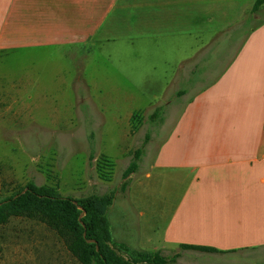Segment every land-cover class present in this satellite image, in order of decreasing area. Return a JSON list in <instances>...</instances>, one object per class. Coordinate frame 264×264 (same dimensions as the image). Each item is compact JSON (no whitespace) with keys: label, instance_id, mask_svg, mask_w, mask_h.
Instances as JSON below:
<instances>
[{"label":"crops","instance_id":"obj_1","mask_svg":"<svg viewBox=\"0 0 264 264\" xmlns=\"http://www.w3.org/2000/svg\"><path fill=\"white\" fill-rule=\"evenodd\" d=\"M254 1L0 0V53L105 42L118 38L122 23H133L149 43L192 41L190 56L166 84L189 97L179 100L145 182L129 184L124 194H148L156 172V186L176 184L177 205L159 242L118 246L177 255L176 264L264 262V20L236 28ZM145 213L139 211L147 222L153 209Z\"/></svg>","mask_w":264,"mask_h":264},{"label":"rangeland","instance_id":"obj_2","mask_svg":"<svg viewBox=\"0 0 264 264\" xmlns=\"http://www.w3.org/2000/svg\"><path fill=\"white\" fill-rule=\"evenodd\" d=\"M262 20L264 11L248 10L236 28L247 31ZM133 26L120 24L118 38L105 42L0 53V200L27 183L72 199L111 197L106 216L114 245L162 239L178 202L176 184L156 186L153 172L148 194H124L145 182L179 100L189 97L166 84L192 41L149 43ZM147 209L153 213L144 222L139 211ZM0 264L80 263L44 224L11 217L0 225Z\"/></svg>","mask_w":264,"mask_h":264},{"label":"trees","instance_id":"obj_3","mask_svg":"<svg viewBox=\"0 0 264 264\" xmlns=\"http://www.w3.org/2000/svg\"><path fill=\"white\" fill-rule=\"evenodd\" d=\"M262 6L264 0H255L250 10L256 13ZM130 173L131 170L125 176ZM110 205L111 197L72 199L60 196L52 187L27 183L18 192L0 200V225L11 217L36 220L52 230L80 264L176 263L177 255L166 257L158 252L136 251L114 245L106 217ZM181 248L202 252L215 251L198 246Z\"/></svg>","mask_w":264,"mask_h":264},{"label":"water","instance_id":"obj_4","mask_svg":"<svg viewBox=\"0 0 264 264\" xmlns=\"http://www.w3.org/2000/svg\"><path fill=\"white\" fill-rule=\"evenodd\" d=\"M81 217V216H80ZM85 234H83V236H84ZM88 242H93V241H88ZM96 250H97V248H96Z\"/></svg>","mask_w":264,"mask_h":264}]
</instances>
